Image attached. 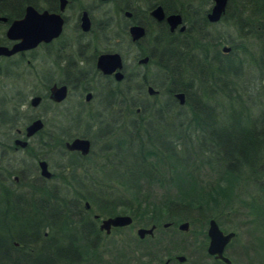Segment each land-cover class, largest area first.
I'll return each mask as SVG.
<instances>
[{
    "label": "trees",
    "instance_id": "obj_1",
    "mask_svg": "<svg viewBox=\"0 0 264 264\" xmlns=\"http://www.w3.org/2000/svg\"><path fill=\"white\" fill-rule=\"evenodd\" d=\"M171 1L162 3L165 8H177L182 13L187 29L177 37L161 32L162 29L160 34L153 37L146 35L151 46L147 50L141 47L140 51L147 52V63L153 64L155 71L151 78L144 74L136 88V92L141 95L144 93V84L150 83L158 90L152 98L162 96L161 102L141 99V102L136 103L135 91L131 92L130 85L110 83L105 91L108 101L114 96L118 101H126L129 130L125 136L122 134L114 139V146L124 148L128 156L124 158L123 154L118 155L114 163L116 167L108 166L107 171L103 170V175H108L109 180L111 178L121 186L125 194L123 197L115 195V198L125 201L121 204L131 215L151 222L169 218V221L175 223L177 219L186 218L194 211L201 216L204 213L202 218L206 221L209 214L216 219L212 212L214 209L220 211L230 207L231 202L237 201L241 203L239 206L247 207L264 200V105L255 117L244 115L247 107L241 102L235 103L229 77L235 75L241 62L239 59L234 61L230 54L234 48L247 52L250 39L257 41L258 51L256 57L252 58L259 66L258 72L264 74V0H228L229 8L221 19L233 25L237 36L215 39L204 35L210 23L203 11L198 9V6H206L209 0H203L202 3L198 0ZM190 2L195 5L191 7ZM235 39L239 41L235 42ZM224 42L229 43L228 51L219 49V45ZM176 91L183 92L182 103L174 97ZM219 92L224 93L221 96L225 98V103L220 104L224 113L221 122L216 114L219 109ZM136 106H139L138 113H135ZM183 106L189 112L186 118H183L185 114L179 117ZM169 112L172 117H176V122L169 121L157 126L154 120L162 121ZM76 117H66V121L61 122V131L57 136L48 133L39 141H43L44 146L49 142L58 143L62 149L65 138L74 135L91 137L88 132L76 134L71 131L70 127L78 122ZM62 152L72 154L63 149ZM191 155L194 158L199 155L200 163H205L214 171L212 181L200 183L192 180L184 183L180 178L170 175L167 180L159 179L163 176L159 167L165 171L169 165L173 170L185 171L187 156ZM194 164L197 167L198 163ZM139 178L157 181L162 187V193L156 197L131 191L130 184ZM109 180L106 176V180L102 181L106 189ZM170 184L175 187L186 184L187 190L172 192ZM250 188H256L254 190L257 191L251 193L248 191ZM247 194L257 199L249 203L243 197ZM113 199L112 196H103L102 201L110 203ZM29 205L28 240L22 241L29 248L27 255L21 259L12 256L14 253H5L6 241H0V264H46L42 259L50 261L47 258L52 256L73 255L70 241H55V235L48 236L47 233L52 227L54 229L56 223L66 221L71 209L70 203L61 201L56 209V206L51 207L47 203ZM38 205L41 213L32 210ZM44 211L48 215H44ZM59 214L61 218L56 221ZM56 228L58 231L62 229L61 226ZM37 239H40L38 247L33 243ZM88 246L92 247V244L87 242L86 246L80 247L84 249Z\"/></svg>",
    "mask_w": 264,
    "mask_h": 264
},
{
    "label": "flooded vegetation",
    "instance_id": "obj_2",
    "mask_svg": "<svg viewBox=\"0 0 264 264\" xmlns=\"http://www.w3.org/2000/svg\"><path fill=\"white\" fill-rule=\"evenodd\" d=\"M163 1L172 2L171 0H0V46L7 49L15 48L7 54L0 53V76L7 79L10 94L6 99L12 100L10 105L4 103L0 108L2 117L0 121L4 120L8 124L7 127L11 129L8 141L0 140V241H6L5 253H14L15 255L12 256L21 259L27 255V250H25L27 245L22 241L28 240L29 204H37L38 201L32 200L34 196L40 200L38 203H46L50 189H42V186L54 177L44 158L46 156L44 142L39 139L43 140L45 134L60 132L62 119L68 116H80V108L72 109L71 106L65 104L70 90H76V103L79 107L90 105L95 95L92 89L94 83H100L101 89L104 88L106 91L110 83L119 85L126 79H131V73L125 71L124 47H133L132 59H135L137 64H146L148 54L147 52L141 53L140 50L141 47L147 50L151 45L148 41L147 46L140 43L147 34L153 37L160 34V29H162L161 32L177 37L187 29L182 13L177 8H165ZM197 2L202 3L203 0ZM212 2L213 0H209L206 6H198L210 24L222 21V15L229 8L228 0H226L219 18L211 21L206 14ZM189 4L191 7L195 5L192 2ZM158 5L162 12L160 19L151 13ZM176 12L180 14L181 21L170 27L166 16ZM18 20H21V23L15 25L14 22ZM181 24L184 25L182 30L179 29ZM130 26H141L143 34L133 39L129 30ZM30 36H37L39 39L32 43ZM102 52H117L121 61L120 68L109 73H103L97 68L96 57ZM144 56L147 57L146 61L139 62L138 60ZM32 61H40L42 64L38 68L39 75L35 78L38 81L37 84L41 86L33 89L29 87V82H26L28 68ZM117 70L122 73L118 79L114 76ZM53 84L66 85V94L61 100H54L50 97V86ZM148 85L152 86L150 83L144 84V93H141L143 99L146 98L145 100H148V96L153 97L152 95L158 91L152 86L156 91L148 93ZM87 92L90 93L88 99L85 98ZM34 95H38L39 99L35 104H31L30 99ZM81 95H83L82 100ZM42 105V113H31L32 109ZM137 111H139V106L135 108V113H138ZM88 113L91 114L90 111ZM21 118L24 122H21L20 126L15 125V120ZM35 118H39L42 125L27 135L26 125ZM48 119L50 121L47 122ZM83 137L88 138L91 147V139L87 136ZM64 141L62 149L69 153L85 156L90 151V147L86 154H81L78 150L67 149ZM32 144L43 150L38 152L36 150L35 164L31 163L38 170L33 177V180H37L35 182L37 187L33 184L31 187L29 185L26 172L29 167L24 160L29 150L33 148ZM51 144L53 148L55 145L57 149L62 150L58 143ZM39 160L46 162V167L50 171L49 176L40 174ZM52 190L51 193L55 194V189ZM69 200L70 207H73L75 200ZM40 205L32 210L41 213ZM74 208L77 209L75 213L80 215L79 219L83 221L80 220L73 224L72 237L68 234L65 240H76L70 245L73 255L68 257L72 259L77 258L76 245L86 246L87 242L103 241L101 239L112 230L129 226L132 223L131 217L129 224L109 225L106 228L100 225L101 220L113 214L100 216L99 213L90 212L88 201H84L83 207L74 206ZM262 217L264 219V216ZM209 218L211 217H207L206 221L201 224L203 230L200 241L184 238L181 241H172L168 237L171 236L174 228H167L175 225L171 221L151 222L148 225L139 224L136 228L151 227V231L144 232L142 236L137 235V241H134V263L264 264V237L262 240L251 238L245 241H231L235 235L234 232V235L224 242L219 250H217L218 243L209 248L206 233ZM60 226L62 227V224ZM176 227L178 228V224ZM262 229L264 233V224ZM58 257L52 256L47 259L56 264V261L52 262V260ZM42 261L46 262L45 258ZM86 264L100 263L92 260L87 261Z\"/></svg>",
    "mask_w": 264,
    "mask_h": 264
},
{
    "label": "rangeland",
    "instance_id": "obj_3",
    "mask_svg": "<svg viewBox=\"0 0 264 264\" xmlns=\"http://www.w3.org/2000/svg\"><path fill=\"white\" fill-rule=\"evenodd\" d=\"M111 6V5H110ZM109 6V7H110ZM208 31L204 32V35L207 38H234L237 36V31L229 22L222 20L217 23H211L207 25L206 28ZM146 39V38H145ZM141 41V45L147 46L149 43L147 40ZM239 41L235 39V42ZM228 45V42H224L219 45V49H221L222 45ZM99 45V44H98ZM124 57H125V65H126V72L131 73V79H126L124 83H121L120 86L130 85L132 86V93L133 90L135 91L134 98L135 102L138 103L142 98V96L136 92L137 86L141 83V77L145 74L147 78H151L153 75V71H155V67L153 64H137L135 59H132L134 48L127 46L123 49ZM250 51V53H248ZM248 51L243 52L240 48H234L230 56L233 58L234 61L240 62V67L236 71L235 75H229L231 79V86H232V95L234 97V101L243 103L247 110H244V115L248 114L250 118L255 117L258 113L260 108L264 105V74L258 72L259 66L254 63L253 56L256 57V53L258 51V44L256 40L250 39L248 40ZM31 66L28 68V76L27 81L29 82V87L39 88L41 85L37 84L38 81L35 79L37 75H39L38 68L41 67L40 61H32ZM45 65V64H44ZM35 70V71H34ZM8 81L4 76H0V108L2 104L10 105L12 100H8L10 90L9 85L7 84ZM32 83V84H31ZM93 91L95 93L93 99L89 103L90 105H79L76 103V93L74 89H71L66 103L68 106H71L72 109L80 108V116L78 118V122L73 124L70 128H72V132L76 134H80L83 132H88L91 136V147L89 153L85 157H80L79 155L75 154H67L62 152L55 147L51 143L45 146V154L44 157L48 163V168L53 172L54 177L50 180L45 182V185L42 186V189H50L48 193V198L46 199V203L49 204L51 207L55 205V209L58 208L57 206L61 201L69 202V199L75 200V205L77 207H83L84 201H88L90 204V212L99 213L100 216H106L110 214H117V213H128L124 206L121 204L125 201L123 199L117 200L115 195H119L123 197L125 193L121 190V186L116 183L113 179L108 178V175H103V170L107 171L108 166H113L116 162V157L120 154L124 155V158L128 156L127 151L122 147L114 146V139L117 136H122L128 128L129 124V113L127 112V106H125L126 101H118L119 99L116 96L112 97L113 99L107 100L105 96L104 88L101 89L100 83H94ZM29 92V90H28ZM224 93L219 92L218 96V111L216 112L220 122L224 116V113L220 109V104L223 102L225 103V98L221 96ZM239 96V97H237ZM83 95L80 96L82 100ZM176 98V97H175ZM146 99V98H144ZM147 99L152 101V99L156 100L157 103H160L163 99L162 96L152 98L150 96ZM177 99V98H176ZM178 100V99H177ZM43 105L32 109L31 113L34 112H41L42 113ZM63 109V107H62ZM90 111L91 114L88 112ZM150 111V110H149ZM185 114L183 118L188 117L189 112L186 110V106H183L181 112H179V117ZM171 112L168 114L166 113V117L162 119V121H158L157 119L154 120L155 124L161 125L165 122H176V117L174 118L171 116ZM171 116V117H170ZM2 117L0 116V119ZM50 119L47 120V122ZM62 121H66L62 119ZM61 121V122H62ZM24 122V119H16V124H21ZM7 123L4 120L0 121V140L8 141V135L10 132V128L7 127ZM20 126V125H19ZM13 130V129H12ZM61 131V130H60ZM58 131L54 133V136L58 135ZM57 134V135H56ZM88 137V136H87ZM70 138V137H69ZM64 140H68L65 138ZM55 143V142H54ZM158 143V142H156ZM33 146V144H32ZM38 146H33L29 151V154L25 156V161L28 163L29 169H27V180L29 185L33 184L34 186L37 184L35 183L37 180H33L35 174L38 173L36 166H32L31 163L35 164V157L37 156L36 150H40ZM117 151V153H116ZM162 151V150H161ZM188 163L185 166V171L180 170H173L169 165L165 168V171L160 168V172H163V176L159 177L160 180H167L169 175L173 177L180 178L181 181L183 180L184 183L187 181L197 180L200 183L209 182L214 179L215 173L212 169H209V166L205 163H200V156H196L194 158L192 155L187 156ZM197 167L195 166V164ZM158 168V170H159ZM102 169V170H101ZM119 169V168H117ZM109 180L106 185L108 186L107 189L104 186L103 180ZM102 182V183H101ZM171 182V181H170ZM131 191L140 193L151 194L153 196H159L162 193L161 185L151 179L146 180L144 178H139L132 182ZM110 188V189H109ZM52 189H55V194H52ZM173 189V190H171ZM256 188H250L248 191L254 193L257 190ZM170 190L172 192L181 191L184 192L187 190L186 184H182L181 187L173 186L170 184ZM122 192V193H121ZM103 196H112L114 199L109 203L103 202ZM99 197L101 199H99ZM245 200L249 203H252V197L248 194L244 196ZM79 199V201H78ZM156 198H153V200ZM32 200L40 201L35 198ZM230 207L223 208L222 210L214 209L212 212L216 215V219L213 217L212 214H209V217H213L218 224V226L223 229L224 231L233 230L235 232L234 237L231 241H245L246 239H254V238H262L263 229L262 225L264 224V200H259L258 203L254 204V206L248 205L246 206H239L241 203L235 201L231 202ZM239 204V205H238ZM71 206L70 212L67 213V219L65 222L62 223V229L60 231L57 230V226L60 227L61 224H55V227L49 229L47 231L48 236L53 234L55 235V241H64L66 242L67 235L70 234L72 237L73 232V224L77 221H83V219H79V213L76 214L75 211L77 209ZM112 211V213H108ZM126 211V212H125ZM117 212V213H116ZM43 214H47L45 211ZM48 215V214H47ZM204 215V213H203ZM202 215V216H203ZM56 219L58 221L61 218ZM197 212L192 211L187 217L189 218H181L177 219L174 226L167 227V228H174L173 233L170 237L172 241H181L183 238L185 240H196L200 241L202 238L201 232L203 230V218ZM46 219H49L48 216H43ZM42 217V219H43ZM132 223L126 227H119L118 229L112 230L107 236L102 238L103 241H92V247L88 246L87 248H82L76 245V259H72V257L68 256H59L56 260V264H86L87 261L97 262L100 264H135V253H134V241H137V232L136 227L139 224H149L151 221L146 219H140L136 215H131ZM191 218V219H190ZM170 219H161L158 223L167 222ZM181 221H187L188 225L186 229H178L176 226ZM46 223V222H45ZM72 225V226H71ZM161 226V224H160ZM262 236V237H260ZM69 237V236H68ZM84 238V237H83ZM260 240V241H261ZM75 239L70 241L69 245L75 242ZM40 239H37L36 242L33 241L34 245L38 247ZM28 247V246H27ZM29 250V248L25 249ZM46 264H52L49 261H46Z\"/></svg>",
    "mask_w": 264,
    "mask_h": 264
},
{
    "label": "water",
    "instance_id": "obj_4",
    "mask_svg": "<svg viewBox=\"0 0 264 264\" xmlns=\"http://www.w3.org/2000/svg\"><path fill=\"white\" fill-rule=\"evenodd\" d=\"M226 0H213L212 5L207 12L206 16L209 20L214 21L217 20L222 13L224 9V4ZM151 13L157 18L160 19L162 17V12L161 8L158 5L156 8H154ZM167 22L170 24V27L175 26L177 23H180L181 21V16L179 13H172L166 16ZM23 22V20H22ZM21 20H18L14 22L15 25L20 24ZM13 24V25H14ZM184 28V25L181 24L179 26V29L182 30ZM131 36L133 39L138 38L143 34V28L141 26H130L129 28ZM56 32V31H55ZM32 43L37 41L39 37H31ZM27 46V44H24ZM15 48L12 47L10 49H7L4 46H0V53L7 54L14 50ZM229 49L228 45H222L221 50L222 51H227ZM146 56L140 58L138 61L139 62H144L146 61ZM96 67L99 68L103 73H109L115 70L116 68H120L121 66V61H120V56L117 52H102L99 53L96 57ZM114 76L118 79L122 76V73L120 71H115ZM147 91L148 93H154L156 90L148 85L147 86ZM66 94V85L65 84H60V85H51L50 86V97L53 98L54 100H61ZM90 96V93L87 92L85 95V98L88 99ZM174 96L178 99L179 103H182L184 100V95L183 92L177 91L174 93ZM39 99L38 95H34L31 97L30 102L31 104H35ZM42 123L39 118H35L32 121H30L26 125V134H31L33 131L41 127ZM24 142V141H23ZM64 145L67 149H74L80 151L81 154H86L89 150L90 143L88 138L83 137V136H74L70 138L69 140L64 141ZM38 165L40 168V174L44 176H49L50 171L46 167V162L44 160H39ZM131 222V216L126 213H117L113 214L111 216H107L101 220V226H104L106 228L109 227V225H125L129 224ZM188 225L187 221H181L178 223V228L180 229H186ZM151 227H138L136 229V232L139 236H142L144 232H150ZM206 233L208 236V241H209V248L213 247L218 243L217 245V250H219L222 246V244L230 239L231 236L234 235L233 230H228V231H222L221 228L217 225L215 222L214 218H209L208 220V225L206 228Z\"/></svg>",
    "mask_w": 264,
    "mask_h": 264
},
{
    "label": "bare ground",
    "instance_id": "obj_5",
    "mask_svg": "<svg viewBox=\"0 0 264 264\" xmlns=\"http://www.w3.org/2000/svg\"><path fill=\"white\" fill-rule=\"evenodd\" d=\"M176 13H178V12H176Z\"/></svg>",
    "mask_w": 264,
    "mask_h": 264
}]
</instances>
